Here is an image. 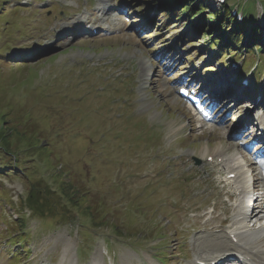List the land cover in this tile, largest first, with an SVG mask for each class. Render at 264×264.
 <instances>
[{
    "label": "rangeland",
    "instance_id": "374dc122",
    "mask_svg": "<svg viewBox=\"0 0 264 264\" xmlns=\"http://www.w3.org/2000/svg\"><path fill=\"white\" fill-rule=\"evenodd\" d=\"M90 1H95V4L90 5ZM96 1L0 0V25L5 27L4 30L0 27V37L8 39L11 35L16 36L18 31L13 32L5 21L13 23L17 16H23L28 20H19V25L27 23V39L16 44L22 46L39 39L36 45L46 47L39 55L27 60L30 61L28 64L20 65L23 62L8 57L4 52L6 44L0 43L3 49V55H0V149L6 148L13 156L0 150V164H5L8 159L13 169L14 158L16 168L28 173L24 166L33 163L29 175L31 178L24 174L18 175V170L13 173L7 169L0 173V182L6 190H10L0 189V250L4 252L0 264H15L13 254L21 255L18 264H148V261L152 264H191L196 250H203L198 246L200 242L203 244V240H209L214 234L215 228L211 223L215 221V216L226 221V227H223L225 232L235 226L242 229L237 225L239 221L229 228L234 219H223V208L227 201L223 195L219 198L220 191L211 189L206 183H185L177 179L178 172L182 173L187 163L193 166V155L207 147L216 151L229 149L236 153L233 149L235 143L226 136L227 128L235 125L236 117L226 116L224 127L218 124L221 112L217 123L200 127L186 103L174 92L171 94L175 81L182 82L187 75H193V80L199 81V84L211 76L219 75L217 72L223 67H220L218 60L220 56L213 57L219 52V47L212 46V43L219 39L220 31H209V25L203 26V31L208 30L209 35L213 34L215 38L209 43L206 42L207 38H187L184 26L189 20L187 15L173 27L167 22L168 16L160 12L166 0H110L109 3L113 5L122 3L126 9L133 8L129 12L130 16L123 17L124 24L118 32L112 36L87 37L86 41L80 37L65 39L64 33L68 30L76 33V26L63 30L61 26L68 25L58 24L60 19L68 13L73 14L66 17L69 24L77 18L81 21L86 14V5L91 10L95 9ZM237 1L227 0V6L240 11L241 5ZM241 1L247 2V5L254 3L252 15L244 21L250 28L243 37L245 42L248 39L253 41L252 31L264 25V0ZM206 5L209 6L206 14L223 10L224 6L217 0H209ZM19 6H22L20 12ZM61 9L66 14H60ZM112 9L115 6L108 10L111 12ZM4 10L11 12L5 16ZM77 10L78 15L74 14ZM197 12L194 11L195 14ZM98 13L97 10L94 15ZM29 14H32L30 19ZM92 17L89 14L82 21L88 24L87 18ZM129 20L131 23H128ZM208 20H211L210 16ZM153 21L159 25V31L154 32V35L151 34L154 24L149 27V22ZM107 23L104 21L103 24ZM8 28L9 31L5 32ZM144 28H148L146 35ZM168 30L172 32L166 38ZM231 30L233 27L228 32ZM60 34L61 37H58ZM196 37L201 38L200 35ZM56 38H59L60 44L53 42ZM52 44L55 45L49 46ZM206 47L211 51L203 49ZM141 51L149 56L152 70L157 73L152 79L154 84L151 88L145 90L142 87L147 99L144 116L133 110L142 98V93H139V66L134 64L132 67ZM160 51L168 55L165 59L163 56L156 66ZM93 53L99 54L91 62L87 54ZM185 53V58L179 62ZM102 56V61L97 62V58ZM230 57L243 63L248 60L246 55L238 52H231ZM258 60L256 57L253 61ZM222 61L223 65L229 63L225 58ZM74 66L80 68L74 72L67 69ZM82 67H86L90 73L86 78H83L85 73ZM208 70L211 72L208 73ZM67 73L73 76V80L52 82L59 76L65 79ZM78 76L81 78L76 81ZM201 77L204 79L201 80ZM88 78L92 80L86 84ZM107 79L115 85L114 90L118 87L122 91L126 89L128 97L114 90L105 93ZM94 80L99 82L91 87ZM143 80L148 82V77L144 76ZM215 80L225 82L220 77ZM223 83L213 91L218 100L226 103L228 97H240L239 101L243 99L231 104L228 111L241 117L254 114L246 109L252 101L240 92L241 87L230 84V81L226 85ZM127 98L128 103L135 105L134 108L126 111L117 106L113 109L119 100L126 107ZM73 99L74 105L69 102ZM261 109L264 119V108ZM191 118L193 125L189 123ZM124 122H128V125ZM243 127L244 123H240L236 129ZM162 151L167 154H162ZM169 155L174 157L173 162H169ZM179 155H182L180 161L183 167L175 159ZM152 164L154 174L150 172ZM169 171H175L176 174L166 178ZM206 175L207 171H204L203 176ZM40 179L48 181L56 189H66L68 182L71 183L75 190L74 205L81 206L83 210L80 211H86L90 220L81 218L83 214L74 207V218L69 216L63 222L54 221L52 224L34 215L30 209L18 211L22 206L19 198L25 200L32 189L31 184ZM224 190L222 193L226 194ZM70 196L67 193L66 198L60 199L71 207L68 200ZM13 200L17 201V206L11 204ZM217 201L219 206L208 222L203 215L208 209L212 210L210 206ZM233 209L227 207V212H232V218ZM100 212L108 223L97 225L92 215ZM133 217L138 221L129 224L132 222L129 218ZM113 225L120 227L118 232ZM254 226H251V230L259 229ZM204 228L209 234L204 232ZM246 230L250 228L243 231ZM86 231H89L88 235ZM215 252L213 250L210 253ZM204 256L209 258V253L205 252Z\"/></svg>",
    "mask_w": 264,
    "mask_h": 264
},
{
    "label": "bare ground",
    "instance_id": "6f19581e",
    "mask_svg": "<svg viewBox=\"0 0 264 264\" xmlns=\"http://www.w3.org/2000/svg\"><path fill=\"white\" fill-rule=\"evenodd\" d=\"M101 8L104 9V6L102 5ZM109 13H110V10L107 11V14H109ZM65 20H67L66 17H65ZM79 22H80V19L77 18V19L73 20L68 26H61V28L63 30L69 29V28H72L74 26H77L79 24ZM62 39H64V37ZM142 67H143V77H144V76H146V67H145L144 62L142 63ZM230 84H233V83H230ZM262 91H264V82H263V90ZM172 133H173V131H172ZM215 151H216V149H215ZM207 152L208 151H200L198 153H199V156L203 158L207 155ZM225 152H226L225 149L215 152V156L222 157L221 162L218 164L221 165L223 169H228V168L236 169L235 168V162L238 161V159H236L235 156H226ZM207 156H209V155H207ZM240 182H241V179H237L234 183L224 182V189H225L224 191L230 198H233L236 196L237 186ZM256 182L259 183V179H257ZM233 211H234V214H233L232 219H234V221H231V224H229V226H228L229 228L233 227L234 225H236L238 223V221L241 220V219H239V215H238L237 219L235 220L237 210L233 209ZM213 219L215 221L212 222L211 225H213V227L215 229L220 228L219 231H221V235H215V234H212V236L209 235L210 236V238L208 237L209 240L206 241V239H205V242L202 238L203 244H201V242H200L201 245L199 244L198 246H200L201 249H203V250L197 249L195 252L197 260L211 264V259L208 257H205L206 255L204 256V253H205L204 250H208L209 252L216 250L218 252V251H222L225 249H229V250H227V251H229V254H227L225 256L224 255L217 256V258L214 259V260H216V264H244L243 262L234 263V259L231 258V255H233L231 253H233V252L236 253L237 256L240 258H245L246 256L250 257L251 262H253L254 264H264V253L262 250V247L264 246V236L261 235V234H264V227H260L259 229L256 228L255 230H251V226L253 227L257 221H264V215L262 213H256L253 216H251L249 220H246V221L244 220V227L243 228H250L249 231H247V230L243 231L240 227H236V226L232 228V229H234L233 232L228 233L226 231L228 234L233 233V236L238 240L237 243H235V241L233 239L234 237L231 238L232 240H230L229 235H227V233L225 232V228H223V227H226L225 226L226 221L220 220L218 218V216H215ZM218 223H219V225H217ZM198 254H200V255H198Z\"/></svg>",
    "mask_w": 264,
    "mask_h": 264
},
{
    "label": "trees",
    "instance_id": "16d2710c",
    "mask_svg": "<svg viewBox=\"0 0 264 264\" xmlns=\"http://www.w3.org/2000/svg\"><path fill=\"white\" fill-rule=\"evenodd\" d=\"M191 2H194V0H189ZM245 8H247L246 5H244ZM250 10H252V7H248ZM202 11V10H201ZM201 11L199 14H201ZM229 9L227 8L225 12L223 13H217V14H211V18L213 19L216 16L223 15L224 21H232L233 17H231L230 13L228 12ZM251 15V14H250ZM214 22V21H213ZM235 22V21H234ZM236 24V22H235ZM242 28L243 26H239ZM258 29V28H257ZM246 29H244L245 31ZM259 30V29H258ZM261 32V31H260ZM234 38L236 37V33H234ZM230 42H234L231 40ZM235 43L238 44V41L235 40ZM243 49V48H241ZM245 50V49H244ZM248 55H251V53L255 54V51L253 48L245 50ZM260 51L264 53V48H261ZM241 53H243L241 51ZM7 152V149H5ZM7 167H10L9 165ZM35 190L29 194V196L24 200L20 201L22 203L23 209L26 207H29L32 209L35 214L40 218H51L53 221H65L69 219L71 216L69 214V208L68 205L64 203V201H61L59 195L55 191L51 189V187L47 185H43V179H40L39 181H36L34 183ZM67 189V193L71 194L70 198H68L72 204H74L73 196L75 195V190H73V186L69 185L65 187ZM66 189H63L64 195L67 196ZM74 192V193H71ZM66 198V197H65ZM87 210V209H86ZM83 215L86 217V211L83 213ZM72 218H74L72 216ZM92 218H95L97 223L100 222V224L104 223L105 216H102L101 212L99 214L92 215Z\"/></svg>",
    "mask_w": 264,
    "mask_h": 264
}]
</instances>
